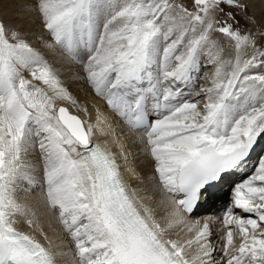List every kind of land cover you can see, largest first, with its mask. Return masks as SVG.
<instances>
[{"label":"snow or ice","instance_id":"obj_1","mask_svg":"<svg viewBox=\"0 0 264 264\" xmlns=\"http://www.w3.org/2000/svg\"><path fill=\"white\" fill-rule=\"evenodd\" d=\"M253 6L22 0L20 11L43 29L39 47L0 15V264H264V23ZM65 68L118 117L126 138L136 137L132 145H143L153 163L143 195L93 140L113 134L112 125L61 105L88 113ZM258 147L222 220L193 219L219 199L214 190L248 171ZM40 215L59 227L66 251L52 250Z\"/></svg>","mask_w":264,"mask_h":264},{"label":"bare ground","instance_id":"obj_2","mask_svg":"<svg viewBox=\"0 0 264 264\" xmlns=\"http://www.w3.org/2000/svg\"><path fill=\"white\" fill-rule=\"evenodd\" d=\"M254 6L251 7L252 14L255 17H264V4H261L259 0H253ZM22 7V0H0V15H2L3 19L10 24L13 25H24V30L29 33V40L33 43V46L36 44V36L43 33V29L39 26V21L36 19L35 14H26L20 11ZM47 38V37H46ZM39 47V44L36 45ZM52 59V57H49ZM60 67V65H57ZM212 68L206 67L203 69L201 76L203 77L204 73L211 74ZM203 74V75H202ZM64 79L66 80L67 86L69 90L72 92V95L76 98L78 105L80 108L87 107L88 113L87 115L82 111H78L77 107L70 105L67 102H60L61 105H64L69 108V110L77 115H79L82 119L86 120L89 123L96 124L97 115L99 114L102 118L106 120L107 123L112 125V128L115 129V132L111 135H101L99 132L93 136L94 141H98L102 146H106L113 151L118 158V162L121 164V172L128 183L131 189L138 190L141 195L144 194L146 188L150 187L148 178L152 175L153 163L149 157H147L141 149L143 145L136 144L132 145V140L136 139L135 136L126 138L124 132L120 129L122 125L118 123V117H116L108 108L107 105L95 94L91 91L87 84L82 83L81 81L75 79L74 75L69 74V70L67 68L64 69ZM205 81L202 78L200 80V84H204ZM113 121H117V123H113ZM126 131V129H125ZM119 139V143L124 145L125 155L127 156V160L125 161L123 156L120 154V149L117 143H115L116 139ZM264 140L260 141V145L262 147ZM261 149L258 147L256 152L253 153L255 157L260 155ZM253 157L251 158L252 161ZM252 164V162H251ZM250 164V165H251ZM249 165V168H250ZM253 168L251 169V172ZM250 172V173H251ZM248 174H237L229 178L227 183H224L216 191L219 199L213 204L209 202L208 204H204L199 210L198 213L193 215V219L204 220L208 216L216 215L222 220V212L227 205H230L231 198H229L228 202L226 201L227 193L226 189L228 186L234 185L235 182H239ZM38 193H34L33 197H26L23 193H21L22 199H33L34 196ZM222 196L226 197V200H222ZM232 197V192H231ZM239 211V210H237ZM242 214V213H241ZM244 215V214H242ZM40 226L44 229L47 235L50 238V242L52 245V250L55 251H66L67 240L63 237L59 227L54 223H50V217L47 215L39 216ZM18 227L24 231H31L27 224L21 222L18 224ZM216 228L221 227L219 222L215 226ZM215 230V228H214ZM37 238L41 239L42 243H45L46 246L48 242L44 241L43 238L39 235V232L36 233ZM237 242L239 243V237H236ZM65 258L58 257L59 264H63Z\"/></svg>","mask_w":264,"mask_h":264},{"label":"rangeland","instance_id":"obj_3","mask_svg":"<svg viewBox=\"0 0 264 264\" xmlns=\"http://www.w3.org/2000/svg\"><path fill=\"white\" fill-rule=\"evenodd\" d=\"M249 12H250V14H252V9L250 8V10H249ZM261 17V16H260ZM260 17H256V19H257V21L258 22H261V23H264V17H262V19L260 18ZM241 24L242 25H245V26H247V27H252V25H250V24H247L245 21H243V20H241ZM36 45H38V42H36V44L34 45V46H36ZM203 75V74H202ZM251 172V170H249L246 174H248V173H250ZM251 174V173H250ZM231 188H232V185H230V186H228V188L226 189V191H228V193H227V200H226V197L225 196H222L221 198H222V200L224 199V200H226L227 202H228V200H229V198H231ZM231 200V199H230ZM237 237H238V235H237ZM237 244H238V242H237Z\"/></svg>","mask_w":264,"mask_h":264},{"label":"water","instance_id":"obj_4","mask_svg":"<svg viewBox=\"0 0 264 264\" xmlns=\"http://www.w3.org/2000/svg\"><path fill=\"white\" fill-rule=\"evenodd\" d=\"M62 106H64V105H62ZM66 107V106H65ZM70 111V110H69ZM71 112V111H70ZM73 113V112H72ZM73 114H75V113H73Z\"/></svg>","mask_w":264,"mask_h":264}]
</instances>
